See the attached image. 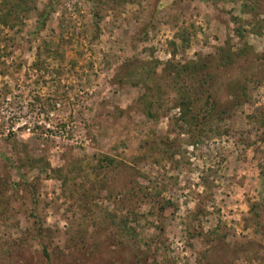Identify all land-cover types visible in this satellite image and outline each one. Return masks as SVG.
<instances>
[{
  "label": "rangeland",
  "instance_id": "374dc122",
  "mask_svg": "<svg viewBox=\"0 0 264 264\" xmlns=\"http://www.w3.org/2000/svg\"><path fill=\"white\" fill-rule=\"evenodd\" d=\"M36 9L21 26L0 21V201L10 217L0 224V250L23 237L26 180L61 252L57 264H264V139L246 118L264 109V0H132L100 10L94 0H37ZM192 25L184 46L176 32ZM229 46L240 64L215 95L225 94V81L263 80L226 134L194 144L172 119L164 67L205 55L216 63ZM241 50L261 59L240 62ZM145 71L156 87L141 84ZM160 140L177 153L154 151ZM105 156L125 171L102 174ZM126 207L140 217L135 242L103 218L105 209L127 216Z\"/></svg>",
  "mask_w": 264,
  "mask_h": 264
},
{
  "label": "trees",
  "instance_id": "16d2710c",
  "mask_svg": "<svg viewBox=\"0 0 264 264\" xmlns=\"http://www.w3.org/2000/svg\"><path fill=\"white\" fill-rule=\"evenodd\" d=\"M116 1L119 6H124L132 0H94V3L100 10L103 8H110ZM36 3L37 0H0V21L10 26V28L21 26L23 24L22 17L27 18L31 11H37ZM38 15L42 18L41 22L38 21V27H42L44 26L47 15L43 14V12ZM195 34L196 31L192 25L186 28V30L182 28L180 31H177L176 37L182 40L184 46H187L188 43L191 42V37ZM169 44L173 48L175 47L174 41H170ZM220 50L222 53L216 63L214 62L213 56L205 55L199 56L196 60L183 65L174 64L169 61L166 62L164 67V72L166 74L168 72L173 82L171 90L173 91L174 97L171 109L177 112L173 115L174 117L172 119L181 131H186L189 134L192 133L194 144L201 142L204 137L210 134L211 136L216 135L218 137L226 134L230 128L229 125L236 110L246 103L252 104L250 92L252 88L261 84L263 80V78L248 79L245 76L243 79H236L230 82L225 81L223 85L226 87V92L221 98H218L214 93L215 87L221 82L222 78L228 74L227 71L229 69L234 66L238 67L240 64L236 62L232 56L233 52L230 46L228 48H220ZM244 52L245 50H241L240 53L236 54L240 62L242 60L246 61L249 58L255 60L261 59V57L246 56ZM48 53L57 55L59 49L58 47H55L53 50L48 49ZM173 53L175 52L173 51ZM59 56L62 55L59 54ZM221 70H225L224 73L220 72ZM145 72H147L146 78L142 79L140 82L146 89H151V83L153 84L154 82L151 79L150 71ZM219 72L220 75L218 74ZM183 83H187V85L183 86ZM153 85L156 87L155 84ZM145 115L150 119L155 117L149 106L145 111ZM246 118L251 123H255L257 130L263 135L262 139H264V109L256 107ZM152 143L154 151L157 149L161 151L164 150L167 154L170 150L174 149L172 143L166 140H160L158 142L153 141ZM177 151V149L172 150L170 157L175 155ZM99 165L102 174L119 171L123 172L126 166L122 161L107 156L102 159V163ZM53 172L60 174L59 169L53 170ZM262 175L264 176V169L262 170ZM6 184L7 182L5 185ZM14 185L18 186L17 184H12L13 187ZM20 186L23 187V190L29 196V202L32 207L26 215L27 226H25L23 230L20 229V233L23 237L17 241L14 239L13 245L4 248L3 251L0 250V264H57L61 252L57 248L51 247L52 236L49 234L51 231L45 226L44 219L37 213V207L40 201L36 186L26 180L23 184L20 183ZM100 186L103 185L101 184ZM82 193L86 197L85 204L89 205V209L92 208L87 202L92 201V197H89V194H87L84 189ZM119 194L123 198L127 196L125 192ZM159 195V191L153 195L157 204H160L156 200ZM162 204L163 206H161V209H165L171 205L169 201ZM105 210L106 215L103 216V218L106 219L107 217V219L111 221V224L120 231L121 237H125L134 242L137 241L139 235L137 226L139 225L140 217H131L130 219L128 207H126L127 214L125 213L127 216H121L120 218L119 216L116 218L117 215L110 212L108 209ZM251 210L253 217L257 219L259 216L258 204L252 205ZM8 212L7 205L4 203L2 204L0 201V224L10 219L7 214ZM130 220H133V223H131ZM34 245H38L40 249L34 248V251L31 250ZM54 259L57 261L54 262Z\"/></svg>",
  "mask_w": 264,
  "mask_h": 264
}]
</instances>
